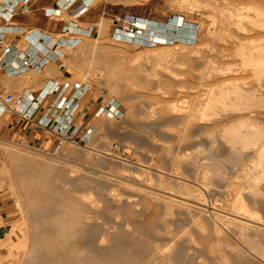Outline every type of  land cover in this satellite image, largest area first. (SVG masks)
Returning <instances> with one entry per match:
<instances>
[{
	"label": "rangeland",
	"instance_id": "1",
	"mask_svg": "<svg viewBox=\"0 0 264 264\" xmlns=\"http://www.w3.org/2000/svg\"><path fill=\"white\" fill-rule=\"evenodd\" d=\"M98 1L114 15L100 22L99 34L67 51L68 63L78 81L93 84L94 96L118 100L125 115L102 116L94 140L67 142L60 153L12 140L8 121L0 120V197L8 204L0 217V264H264V154L255 141L256 128L264 132V78L257 81L251 68L223 74L243 79L238 84L257 91L256 98L241 101L239 112L221 103L210 111L204 103L211 92L220 95L226 79L202 74L209 60L219 69L242 65L239 56L219 53L224 46L237 51L220 36V10H239L249 0ZM129 16L191 23L194 40L180 44L173 31L168 48L150 36L143 37L146 45L123 41L116 29ZM232 28L264 45L261 30ZM229 119L238 126L253 121L254 140L246 132L251 145L235 140ZM245 127L241 132L251 129ZM236 200L245 204L236 211L254 215L258 225L248 230L226 218ZM13 232L24 236L25 247L8 241Z\"/></svg>",
	"mask_w": 264,
	"mask_h": 264
},
{
	"label": "crops",
	"instance_id": "2",
	"mask_svg": "<svg viewBox=\"0 0 264 264\" xmlns=\"http://www.w3.org/2000/svg\"><path fill=\"white\" fill-rule=\"evenodd\" d=\"M11 1H20L19 7H22V0H9V2ZM60 1L30 0V7L27 11H23L20 7L12 18L9 19V15L3 17L0 22V32L4 34L5 42L12 44L15 49L26 51L30 47V43L24 33L35 30L46 35L45 38L39 39V47L36 45L32 47L35 54H44L46 52L44 50H50V46L60 50L58 51L59 57L57 59L55 57L39 73L29 72L10 76L5 72H0V92L19 96L23 91L30 90L34 95H37L47 85L78 81L74 72L70 70L67 51L80 47L84 38L99 34L100 22L102 20L106 21L109 16L114 15V9L111 7L109 10L108 2L105 4L103 1L99 2L98 0H90L84 8L82 6L85 0H76L70 8L65 9ZM2 4V0H0V9L3 10L4 5ZM57 5L62 7L61 13L59 16H50V10ZM86 9L87 11L83 13ZM68 28L73 31V36L82 38L81 43L76 48H71L61 41L64 30ZM60 41L62 42L61 45H59ZM35 42H37V38ZM39 49L43 52H40ZM92 89L93 84L81 99V114L83 115L77 119V122L82 124L80 133L86 132L91 123L94 124V130H96L101 117L106 116L105 114L98 115V112L107 100L101 101L99 97L94 96ZM48 104L49 101L44 102L35 111L34 122L24 121L18 124L12 121L13 114L8 112L0 115V120L8 121L4 126L6 136L43 151L60 153L64 144L69 142L67 138L50 128L39 126L37 123L39 117L47 109ZM7 207L8 204H5L2 197H0V217L7 213Z\"/></svg>",
	"mask_w": 264,
	"mask_h": 264
},
{
	"label": "built area",
	"instance_id": "3",
	"mask_svg": "<svg viewBox=\"0 0 264 264\" xmlns=\"http://www.w3.org/2000/svg\"><path fill=\"white\" fill-rule=\"evenodd\" d=\"M29 2L30 0H22V7H20L23 11L29 9ZM75 2L76 0H67V4L64 6L65 9L70 8ZM2 3L4 9H0V22L6 15H9V19L12 18L20 9V1L9 2V0H2ZM61 10L62 7L57 5L50 10V16H59ZM86 11L87 9L83 13ZM143 29L139 24L138 17H127V23L125 26L117 28L116 35H118L117 38L123 41L127 40L131 43L141 42L143 45H146L143 40V37H145L142 32ZM124 35H128V37ZM24 36L30 43V47L26 51L17 50L12 44L6 43L4 34L0 32V72H5L10 76L29 72L39 73L55 57V59L59 57L58 51L60 49H54V46H50V50H44L46 52L42 55H37L33 52L32 47L38 46L39 39L45 38V34L34 30L25 32ZM139 36L140 39L137 38ZM36 38L37 42H35ZM81 40L80 36H73V31L69 28L64 30V36L61 39L63 43L71 48H76L81 43ZM192 40L194 39L190 38L187 42H191ZM61 41L59 45L62 44ZM40 52L43 51L40 50ZM91 87V82L74 81L72 83H53L47 85L37 95H34L30 90L23 91L19 96L0 92V115L9 112L14 115L15 121L18 124L24 121L34 122L35 111L44 102L49 101L47 109L39 117L38 125L62 134L69 142L86 145L95 139L97 129L94 130V124L91 123L86 132L80 133L82 124L78 123L77 119L83 115L81 114V99ZM101 114H105L113 120H120L125 115V109L118 100L109 98L98 112V115ZM119 149L118 145L114 146V150L117 151Z\"/></svg>",
	"mask_w": 264,
	"mask_h": 264
},
{
	"label": "bare ground",
	"instance_id": "4",
	"mask_svg": "<svg viewBox=\"0 0 264 264\" xmlns=\"http://www.w3.org/2000/svg\"><path fill=\"white\" fill-rule=\"evenodd\" d=\"M223 1V0H222ZM61 3H62V5L63 6H65L66 4H67V0H61L60 1ZM85 3H84V5L82 6L83 8L85 7V6H87V4L90 2V0H85L84 1ZM228 3H229V1H227ZM245 2H247V1H245ZM211 3V2H210ZM209 3V4H210ZM214 3H215V1H214ZM214 3H212L213 4V6L212 7H214ZM217 3V2H216ZM219 3V2H218ZM227 3V4H228ZM248 4H246L245 5V3L243 2V8L241 7L239 10H234V9H229V7H231V6H227V7H225L227 4L224 2V4H226L224 7L225 8H222L220 11H223L222 13H223V15H222V13H221V15H222V20H220V21H223V23L221 24L220 23V27L223 25V27H224V29L223 28H220L221 29V31H224V32H222V33H224V35H220V36H223V39L225 40H230V41H228V42H230V44H235V47L237 48V51H236V54H232L230 51H228L229 49H227V48H225V46L223 47L224 49L223 50H219L218 49V51H220L219 53H221V57L222 56H224V57H227V58H231V57H233V56H239L240 58H241V66H240V68H238V69H234L233 67V69L232 68H228V69H226L225 67V69H222L223 67H221V69H219V67L218 66H216V65H214V62L215 61H210L209 59V61L207 62V64L209 65V64H212V65H214V66H212V65H210L211 67H209V69H206V70H208V71H206V75L204 74V71H203V76L205 77V76H207L208 75V77L209 76H211V79L213 78L212 77V75H214L215 73H219V74H222V76H223V74L225 75V74H228V73H230L231 71L232 72H236V73H242V71H247V70H249L248 68H251L250 70L252 71L251 73H254L255 74V79H256V77H257V81H259V80H261L262 78H264V45L263 44H254L253 42H256L254 39H252V40H250V42H248V37H246L245 36V38H242V36L240 35L241 33H239V35L240 36H236L235 35V33H233L231 30H233V28L232 29H230L231 28V26L233 25V27H234V29H235V27L237 28V29H239V31L238 32H243V33H245V34H251V32L252 31H254L255 32V30H261L263 33H264V0H249V2H247ZM211 5V4H210ZM217 6V5H216ZM221 6V5H220ZM81 7V8H82ZM217 7H219V6H217ZM216 8V7H215ZM212 9H214V8H212ZM218 12V11H217ZM219 13V12H218ZM216 14V13H215ZM217 15V14H216ZM220 15V16H221ZM218 16H219V14H218ZM217 16V17H218ZM129 17H131V16H129ZM220 18V19H221ZM215 20V19H214ZM216 21V20H215ZM184 22V21H183ZM162 23V22H161ZM215 23H217V21L215 22ZM139 24H140V26L142 27V28H144L143 29V35H145V36H150L152 39H153V41L152 42H154V41H160V42H164V43H160L161 44V47H163V48H166V43H167V41H169L170 40V38H172L171 36V34L173 33V31H177L178 33H179V35H177L175 38H179V41H182V42H180V44H184V45H187V42L186 41H189V39L191 38V34H192V25H191V23H189V24H186V22L184 23L185 24V26L184 27H182L181 26V24H182V21L181 20H179L178 22H176L174 19L171 21V23H169V24H162V25H159L158 24V22H156V21H151V20H149V19H147V18H143V17H139ZM219 25V24H218ZM165 28H167V30H168V33L166 32V31H164V29ZM146 32H145V31ZM220 31V32H221ZM233 31H237V30H233ZM260 31V32H261ZM166 32V33H165ZM257 32H259V31H257ZM259 32V33H260ZM242 33V34H243ZM258 33V34H259ZM165 34V35H164ZM244 34V35H245ZM255 34V33H254ZM261 34V37L263 38V35L264 34H262V33H260ZM260 34H259V36H260ZM82 35V34H81ZM253 35V34H252ZM251 35V36H252ZM256 35V34H255ZM125 37H128V35H124ZM140 37V36H139ZM244 37V36H243ZM250 37V36H249ZM254 37V36H253ZM138 38V37H137ZM146 37H144V39H145ZM262 38H260V39H262ZM219 39V38H218ZM221 39V38H220ZM244 39H247V41L246 40H244ZM223 40V42L225 43V41ZM263 40V39H262ZM127 41V40H126ZM252 41V42H251ZM264 41V40H263ZM170 42H172V41H170ZM221 42H222V39H221ZM258 42V41H257ZM176 43V42H175ZM168 44V43H167ZM164 45H165V47H164ZM228 45H229V43H228ZM169 46V45H168ZM168 46H167V48H168ZM179 46H181V45H179ZM170 47V46H169ZM221 47V48H222ZM227 47V46H226ZM230 48V47H229ZM211 50H212V48H211ZM216 51V50H215ZM197 53L199 52V51H196ZM195 52V53H196ZM192 53V52H191ZM193 53H194V51H193ZM196 53V54H197ZM204 53V52H203ZM214 53V52H213ZM215 55V54H214ZM219 55V54H218ZM217 55V56H218ZM187 56V55H186ZM202 56V55H201ZM200 57V56H199ZM214 57V56H213ZM216 57V56H215ZM178 58V57H177ZM205 59V58H204ZM212 59H214V58H212ZM211 59V60H212ZM205 63H206V61H204ZM209 62H211V63H209ZM217 69H216V68ZM206 68H207V66H206ZM222 70V71H221ZM248 72V71H247ZM198 73H200V72H198ZM218 74V75H219ZM234 74V73H233ZM243 74H245L244 72H243ZM218 75H216V76H218ZM239 75V74H238ZM216 76H214L215 78H217ZM221 76V77H222ZM202 77V76H201ZM218 77H220V76H218ZM229 77V76H228ZM228 77L227 78H225L226 79V81H225V83H224V85L222 86V88H221V93H220V95L218 96L215 92H211L210 93V95H208L209 97H208V99H207V101L204 103V107H206V109L208 110V109H210V111H212L211 109L212 108H215L217 105L219 106L220 104L219 103H221V104H223V105H227V104H230L229 106L231 107V105L232 106H234V105H236V107H234V109L236 110V111H238L239 112V110H244V107L242 106V105H246V103H244V102H241V101H243V100H245L246 98H248L249 97V95L251 96V97H253L254 96V98H256V96H255V93L257 92V91H255V92H253V91H251V89H250V92H249V90L248 89H246V90H248V91H246V90H244L245 89V87L242 85V84H244V83H242V81H240V80H243V79H240L239 77V80L238 79H232V78H234V77H229V79H228ZM206 78V77H205ZM214 78V79H215ZM209 79V78H208ZM223 79H224V76H223ZM224 79V80H225ZM237 81H239V82H237ZM243 82H245V81H243ZM256 82V81H255ZM238 83H242V84H238ZM246 84V83H245ZM241 85H242V87H244V88H242L241 87ZM247 85V84H246ZM251 85V87H253L252 86V84H250ZM254 85V84H253ZM256 86L258 85H260L259 83L257 84H255ZM257 86V87H258ZM250 87V86H249ZM260 87V86H259ZM247 88V87H246ZM253 90V89H252ZM256 90H258V89H256ZM251 92H253V93H251ZM235 94V98L233 99V96L231 95V94ZM260 93H258V95H259ZM260 97V96H259ZM258 97V98H259ZM249 99H250V97H249ZM249 99H247V103H250V102H248V100ZM246 101V100H245ZM238 105H237V104ZM241 103H244V104H241ZM241 104V105H240ZM239 105L240 106H242V107H240L241 109H239L238 110V107H239ZM203 106V105H202ZM221 107V106H220ZM227 107H228V105H227ZM246 108H247V106H245ZM237 108V109H236ZM249 108V107H248ZM247 108V112H248V109ZM221 109V108H220ZM230 109V108H229ZM228 109V110H229ZM224 110V109H223ZM232 111H233V109H232ZM231 111V112H232ZM246 111V110H245ZM196 112V111H195ZM213 112H215V111H213ZM241 112V111H240ZM230 113V112H229ZM245 113V112H244ZM193 114V113H192ZM196 114V113H195ZM195 114H193V116L195 115ZM204 114V113H203ZM238 114V113H237ZM247 114V113H246ZM215 115H217V113L215 112ZM224 115V114H223ZM201 117V116H200ZM203 117V116H202ZM209 117V116H208ZM224 117V116H223ZM248 117V116H247ZM232 118V117H231ZM245 118V117H244ZM203 119H205V117H203ZM212 119V118H211ZM216 119H217V117H216ZM222 119H224V118H222ZM248 119H251V118H249L248 117ZM215 120V119H214ZM229 120H231V121H229ZM228 120V122H229V124L228 125H230L231 123L230 122H232L234 119H229ZM245 120V119H244ZM240 121H241V119H240ZM246 121V120H245ZM227 122V123H228ZM248 121H246L245 123H240V125L238 126V125H236V122L234 123V122H232L233 123V125L231 126V128H229L230 130L231 129H233V134H234V138H235V140H241V142H242V140H243V142L245 141V145H246V141L248 142V138H249V135L248 134H250L251 132H253V136L255 135L254 134V131H256V130H258L257 132H255V133H257L256 134V137H257V139H255V141H257L256 143H260L261 142V148H259L261 151L260 152H262L261 153V157H263L262 155L264 154V140H263V137H264V135H262V134H264V132L262 133V131H261V133H258L262 128V126L260 127L261 129L259 130L258 129V127L257 126H253V125H255L254 123H253V121H251L250 120V123L251 124H249V122L247 123ZM253 123V124H252ZM219 123H217V125H218ZM237 124H239V122L237 121ZM241 124L245 127L246 125L248 126V127H251V129L249 128V130L247 129L245 132H241V130L242 129H240V128H244V127H241ZM219 125H221V123L219 124ZM225 125H226V123H225ZM228 125H226V126H228ZM252 125V126H251ZM245 127V128H248V127ZM228 127H230V126H228ZM256 128V130H254L255 128ZM264 128V127H263ZM239 129V130H238ZM245 130V129H244ZM243 130V131H244ZM250 130H251V132H250ZM254 130V131H253ZM250 132V133H246V132ZM252 135V133L250 134V136ZM251 138H253L252 136H251ZM254 138H255V136H254ZM254 138H253V140H254ZM248 139V140H247ZM234 140V141H235ZM4 141V140H3ZM8 141V140H7ZM7 141H5V142H7ZM10 142V141H9ZM237 142V141H236ZM231 143H232V141H231ZM240 143V142H239ZM249 143V145H251L250 144V142H248ZM255 143V144H256ZM7 144V143H6ZM10 144H11V142H10ZM234 144V143H233ZM253 144V143H252ZM254 144V145H255ZM242 145V144H241ZM243 145H244V143H243ZM242 145V146H243ZM234 146V145H233ZM239 146V145H238ZM256 146H258V145H256ZM235 147H237V146H235ZM37 149V148H36ZM256 150V149H255ZM1 151V150H0ZM39 152H43V150H38ZM72 151V150H71ZM71 151L69 150V153H71ZM7 152L8 153H12V152H10V151H8V149H7ZM257 153H259V151L257 152ZM3 154H5V153H3ZM8 155V154H7ZM19 155H21V153L19 154L18 153V155L17 156H19ZM35 156V155H34ZM257 156H260V155H257ZM22 157V156H21ZM24 157V156H23ZM26 157V156H25ZM24 157V158H25ZM18 158V157H17ZM16 158V159H17ZM20 159H22V158H20ZM59 159V158H58ZM61 159V158H60ZM258 159H260V158H258ZM64 161V160H63ZM261 161H263V160H260V162ZM34 162V161H33ZM59 162V161H58ZM61 162V161H60ZM263 163V162H262ZM262 163H260V165H262ZM257 165H258V163H256ZM260 165L258 166V167H260ZM263 168V167H262ZM257 169H260V168H257ZM89 172H90V170H89ZM92 172V171H91ZM198 196V195H197ZM174 197V196H173ZM170 198V197H169ZM188 199V198H187ZM199 199V198H198ZM200 201V200H199ZM202 201H204V200H202ZM202 201L200 202V205L202 206L203 204H205V203H203L202 204ZM240 202V201H239ZM238 203V200H236V202H235V207H234V205L231 207V208H233V209H235L236 208V205H237V207H239V206H241L242 204H244V203H242L241 205H239V203ZM199 206V205H198ZM245 206V204L243 205V206H241V207H244ZM205 207V206H204ZM247 207V206H246ZM201 208V207H200ZM202 209V208H201ZM207 209V208H206ZM241 209V208H240ZM244 209H246V208H244ZM243 209V210H244ZM200 210V209H199ZM232 210V209H231ZM234 212H232V211H230V212H232V213H227L228 214V216H226V218H228V220H233V221H235V222H237V225H238V223L240 224V226H243L244 228H247V227H249V226H251V224H252V226H253V224H255V223H257V224H255V226L256 225H258V222H259V220H257V219H255L254 217V215L252 216L251 214H249L248 212H245V211H243V212H237L236 211V209L235 210H233ZM249 212H250V210H248ZM253 214V213H252ZM255 214V213H254ZM219 216V215H218ZM225 216H223V218H225ZM220 217H222V215L220 216ZM232 221V222H233ZM260 224L261 223H259V226H260ZM258 226V227H259ZM243 227H240V228H243ZM258 227H255V228H258ZM254 228V229H255ZM249 229H251L250 227L248 228V230ZM261 229V228H260ZM243 230V229H242ZM242 230H241V232H242ZM246 230V229H245ZM248 230H246V231H248ZM263 230V229H262ZM259 231H261V230H259ZM243 232H244V230H243ZM10 238L12 239V240H10ZM9 238V240L8 241H11V242H14V244H15V247H16V244H17V246L19 247V245H22L23 243H24V236L22 235V234H16V232H13V234L11 235V237ZM26 244V243H25ZM25 244L24 245H22V246H24L25 247ZM22 246H20V247H22ZM17 247V248H18ZM19 247V248H20ZM10 249H12V246L10 247Z\"/></svg>",
	"mask_w": 264,
	"mask_h": 264
},
{
	"label": "trees",
	"instance_id": "5",
	"mask_svg": "<svg viewBox=\"0 0 264 264\" xmlns=\"http://www.w3.org/2000/svg\"><path fill=\"white\" fill-rule=\"evenodd\" d=\"M175 39H176V40H179V38H174L173 40H175Z\"/></svg>",
	"mask_w": 264,
	"mask_h": 264
},
{
	"label": "water",
	"instance_id": "6",
	"mask_svg": "<svg viewBox=\"0 0 264 264\" xmlns=\"http://www.w3.org/2000/svg\"><path fill=\"white\" fill-rule=\"evenodd\" d=\"M176 42H181V41H177V40H176Z\"/></svg>",
	"mask_w": 264,
	"mask_h": 264
}]
</instances>
